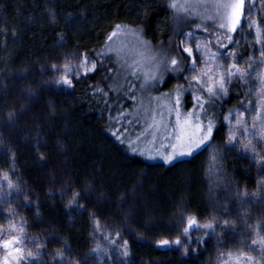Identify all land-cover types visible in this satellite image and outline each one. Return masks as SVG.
<instances>
[{"label": "trees", "instance_id": "16d2710c", "mask_svg": "<svg viewBox=\"0 0 264 264\" xmlns=\"http://www.w3.org/2000/svg\"><path fill=\"white\" fill-rule=\"evenodd\" d=\"M167 3L168 0H0V81L10 68L37 65L74 50L96 52L105 44L115 24L142 26L148 30L144 37L149 42L164 43L173 31L172 10L167 9ZM255 6L260 21L264 19V0H256ZM51 12L55 13V23L49 19ZM261 26L264 29V25ZM240 51L247 49L242 47ZM105 74L101 70L86 82L76 84L75 89L67 94L55 90L54 95L45 98V111H42L47 117L45 126L49 127L48 133L33 134L32 141L27 143L14 141L9 146L5 144L2 161L0 152V173L9 172L11 168L14 174H10V179L22 189L13 203V211L19 218V224L23 221L24 228L33 235V245L29 243L28 248L37 251L39 246H43L38 264H60L54 258L58 252L63 254V264H76L77 260L80 264H111L106 256L97 258L93 252L100 241L97 233L93 232L94 224L89 216L96 211L100 222L110 224V215L118 210L115 211L114 206L110 209L98 206L94 198L84 213L79 209L69 211L66 207L71 195L87 181L97 180L106 193L115 196L113 200L116 202L121 196H126L128 202V196L137 194L141 187L156 184L158 195L152 200L157 208L151 213L163 220L172 217L179 205H186L193 213L210 219L213 198L219 195L220 201L224 202L226 191L223 188L211 191L217 181V168H223L226 176L232 178L233 193L236 186L241 192L246 189L249 195L257 191L255 165H250L247 153L238 158L237 151H225L227 135L223 125L215 130V142L223 140V149L221 151L220 146L218 150L214 149L227 159L217 161L215 166L210 162L214 150L211 148L201 150L202 154L197 153L195 158L184 159L174 166L146 161L129 150L126 143H120L112 135L116 128L110 127V113L104 99L93 96L87 88V84L99 83L107 91L112 79L106 84L100 83L101 76ZM232 91L231 103L225 110L237 104V91L240 92L239 99L245 97L243 89ZM63 109L67 111L64 113ZM111 115L116 116L117 113L113 111ZM65 128L67 132L64 133ZM13 155L16 158L14 166L11 164ZM41 155L46 157L45 161H40ZM48 177H53L59 184L47 182ZM224 179L225 176H219L221 182ZM69 181L76 187L68 188ZM65 188L67 195L61 197L60 191ZM50 191L54 195H48ZM231 209L230 220L237 222L234 239L226 248H221L213 237L207 251L201 249L198 257H205L209 262L218 249L233 248L242 239L241 233L245 232L243 221L247 219L251 225L256 215L264 217V205L259 202L243 205L232 202ZM0 213H3L0 215L1 228L10 222L7 212L0 210ZM137 227L145 231L139 224ZM165 229L156 226L152 231L159 233ZM134 252L131 264H193L196 261L193 256L187 262L175 261L167 251L143 242H135Z\"/></svg>", "mask_w": 264, "mask_h": 264}, {"label": "snow or ice", "instance_id": "6c2138e0", "mask_svg": "<svg viewBox=\"0 0 264 264\" xmlns=\"http://www.w3.org/2000/svg\"><path fill=\"white\" fill-rule=\"evenodd\" d=\"M213 6L216 10L214 15L207 16L202 20L199 18L186 19L185 27H189L190 30L187 32L181 30L176 33L173 38L169 39L167 47L163 43L154 47L148 40L143 39L148 30L142 26L132 29L127 25L115 24L108 34L106 42L112 41L118 32L125 31L133 35L143 49L141 61L134 60L129 66L130 77H125L127 94L115 97L114 104L120 106L114 107L108 103L109 93L113 91L111 85L105 91L99 83L87 84V88L93 96L104 99L105 106L110 113V127L116 128L112 135L120 143H124L125 136L134 134L133 129L137 124H140L139 117L135 121L128 119V114L123 106L124 101H135L137 86L144 93H160L158 96L151 97L156 105L152 109L151 122L145 121L147 126L140 127V134L137 135L136 142L129 139V147L134 153L138 151L135 143L143 138L148 141L151 147L145 151H139V155L147 156L149 159L159 158L164 165L174 166L184 157L195 158L197 153L202 154L201 150L207 151L217 139L216 128L223 125L227 128L225 151H237L238 158L239 155L247 153L250 165H255L258 176L257 191L251 195L246 189L241 192L239 186H236V191L233 193L231 190L232 178L226 176L223 168H217V181L211 191L220 188L226 189V191L224 192V202L220 201L219 195L213 198L210 219L201 222L199 214H186L187 206L179 205L175 218L168 224L153 225V227H164L170 233H176L175 239L158 240L156 247L182 248L183 256L197 258L201 254V249L207 251L213 237L216 238V243L221 248H226L228 243L234 239V234H237V222L230 220L232 202H238L241 205L259 202L264 205V179L259 178L264 174V150H257L259 145L264 144V73L257 72L255 76L253 75L256 66L264 64V29L261 28V25H264V19L258 23L257 20L245 15L253 7L249 0H214ZM166 7L176 13L183 12L185 17L189 15L188 6L179 5L177 0H168ZM49 19L55 23L54 12L49 13ZM192 24H195L194 30L190 27ZM245 24L247 29L244 27ZM253 28H255V41L254 43L250 42L249 45L253 49L252 52L240 51L241 41L236 37ZM176 40L179 43H176ZM256 46L259 48L257 49ZM257 50L259 58L255 56ZM63 60V64L57 62L51 63L50 67L47 64L42 67L41 75H44L45 69H47L48 74L53 76L51 81H44L46 85H52L61 90H74L76 84L82 81L86 82L101 70L106 74L101 76L100 83L106 84L109 79L113 78L112 74L118 73L122 67L119 59L113 60L108 51L79 52L74 50L71 54L65 55ZM145 68L146 70H144ZM118 78L117 75L116 79ZM181 80L184 83H175L174 88L167 92L163 91L169 83ZM253 81H257L259 85L255 103L251 100L246 103L243 99H239L240 92L237 91L235 93L237 104L228 108L225 113L226 105L231 103L232 90L246 88L247 95H251ZM116 90L121 91L119 88ZM186 94H190V98ZM28 95H34L31 89L28 90ZM161 101H166V103L162 105ZM253 106L255 115L251 116V125H249L245 117L246 113L251 115ZM165 109L167 116H165ZM113 111L117 113L116 116L111 115ZM157 111L159 119H157ZM173 115L174 121L169 120L168 117ZM15 119H17L16 115L9 112L8 120L14 121ZM233 120H235V124L232 123ZM238 135L244 139L240 140ZM149 137H151L150 140ZM36 146L39 147L38 141ZM2 150L3 145L0 143V152ZM39 159L45 161L46 157L41 155ZM225 159H227L225 155H220L215 149L213 150V166L217 161ZM15 162L16 158L13 155L11 164L14 166ZM10 174H14L11 168L9 172L0 173V200H4L5 196L11 197L13 194L19 196L22 193L19 185L13 184ZM222 175L225 176L223 182L219 180V176ZM5 186L9 191L7 194H2V189ZM67 187H76V184L69 181ZM95 191L92 185H88L83 191L74 192L68 201L67 209H79L82 213L87 212L88 204L92 202L91 198ZM48 195H54V193L50 191ZM60 195L61 197L67 195V189H61ZM81 200L84 201L83 204L80 202ZM125 202L126 196H121L120 203ZM36 211L39 214V203H37ZM8 215L11 217V211ZM221 218H223L222 223ZM89 219L94 224L93 232L102 234L97 212L93 211ZM123 223L127 225V215L124 217ZM243 223L246 228L253 227L247 219ZM255 227L264 231V220H261ZM7 231L13 235L10 239L0 240V247L4 249V255L0 257V264H37L43 246H39L35 254L29 252L27 256L24 255L23 245L27 240L24 236L23 221L19 227L12 225ZM218 231L219 235H217ZM194 232L195 236H193ZM122 234V231L117 230L115 238H112L111 235H103L102 238L109 243L111 252L97 243L93 249L97 258L104 255L111 261V264H131L129 240L125 239L122 244L119 243ZM257 236L259 238H253L251 244L258 245V257L253 256L251 250L237 249L235 252L229 250L225 253L218 249L217 264H264V235L258 232ZM193 244L196 247H192ZM241 244L247 247L244 241H241ZM54 258L63 264L62 253L54 254ZM76 264H80V261L77 260Z\"/></svg>", "mask_w": 264, "mask_h": 264}, {"label": "rangeland", "instance_id": "374dc122", "mask_svg": "<svg viewBox=\"0 0 264 264\" xmlns=\"http://www.w3.org/2000/svg\"><path fill=\"white\" fill-rule=\"evenodd\" d=\"M214 0H177V3L179 5H187V11L189 15L185 17L184 13H176L172 11V23H173V31L171 34V38L174 37L176 33L183 30L184 32L189 31V27H185V20L190 18H199L204 19L207 16L214 15L215 14V7L213 6ZM249 2L253 5L251 9L245 13V15H248L251 17V19L257 20L259 23V19L256 14V0H249ZM129 28L135 29L137 27H132L127 25ZM191 29H195V24H192ZM245 29H247V25H244ZM262 28V26H261ZM201 34V33H198ZM203 35V34H201ZM235 35V34H234ZM241 41L240 49L242 47H245L249 53L252 52V48L249 46L250 42L254 43L255 41V28H253L250 31H245L243 34L238 35L236 37ZM143 39L147 40L145 37ZM169 39L164 42L163 44L165 47H167ZM151 43V42H150ZM176 43H179L178 40H176ZM153 44L154 47H158L159 44ZM257 49L259 46H256ZM97 51H108L109 54L113 57V60L119 59V63L122 66L121 70L118 73H113L114 76L112 78V81L110 82V85L113 88V91L110 93L111 97L109 98V104L113 105L114 107H118L120 105L114 104V99L117 96L120 95H126L127 94V83L125 81V77H130V70L129 66L133 63V61H141V53L143 52V49L138 44L135 37L131 34H128L125 31L118 32V35L112 39L110 42H106L105 44L98 49ZM71 53H67L64 55H61L58 58H50L46 59L44 61H41V63L37 65H29V66H18L14 68H10L6 71L4 74V77L0 81V143L4 146L7 144L13 143L14 141H19L22 143H27L32 141L33 134L34 135H40L38 133H48L49 127H46V115L43 114L42 111H45V98L51 95H54L57 90L60 92H63L67 94L70 92L71 89H57L52 85H46L44 81H51L53 79V76L51 74H48L47 69H45V74L41 75V69L42 67L47 64L51 65V63H57L63 64L64 56L69 55ZM256 58H259V51L257 50L255 52ZM247 59V57H245ZM75 62V61H73ZM241 64H243V61H241ZM264 66L263 64H259L256 66V71L253 73L255 76L257 72L264 73L263 70ZM146 70V68L144 69ZM118 75V79H116V76ZM175 83H184L183 80L181 81H174L172 83H169L166 85L163 89V91L167 92L175 87ZM253 88H252V94L247 95L246 88L243 89L245 93L244 101L247 103L248 100L253 101L255 103L257 99V92H258V82L253 81ZM52 87L55 89L52 90ZM121 89V91H117L116 89ZM31 89L34 93L33 96L28 95V90ZM56 90V92H55ZM160 93L152 92L144 93L139 90V87L137 86L136 89V99L135 101L132 100H126L124 101V109L126 114H128V119L135 121L137 117H139L140 124H137L136 128L133 129V133L130 136H125L124 143L127 144L129 147V139H131L133 142H136L137 135L140 134V127H146L145 121L148 123L151 122V115H152V109L156 106L155 102L152 101L151 97L158 96ZM190 98V94H186ZM166 103V101H161V104L163 105ZM23 109V111H22ZM61 111H67L66 109H63ZM165 111V116H167V111ZM227 111V110H225ZM13 112L17 119L14 121L8 120V113ZM65 113V112H64ZM255 115V107L253 106V112L251 115L246 113V119L248 120L249 125H251V116ZM157 119H159V112L157 111ZM169 120L174 121L175 117L174 115L172 117H168ZM49 122V121H48ZM127 123V121H125ZM233 124H235V120L232 121ZM49 125V124H47ZM223 130L226 132L227 135V128L226 126L223 127ZM64 133L67 132V129L65 128ZM238 138L240 140H243L244 138L242 136L238 135ZM149 140L151 137L148 138ZM255 143V141H253ZM224 145V141L221 140L219 142H214L213 145H211L209 148H211V151L215 148L218 150V148L222 147ZM220 146V147H219ZM135 147L138 149L136 154L139 155V151H145L147 148L151 147V145L148 143V141L141 138V140L137 143H135ZM208 148V149H209ZM207 149V150H208ZM129 150L132 151V148L129 147ZM258 151L264 150V144H261L257 148ZM133 152V151H132ZM155 155V153H153ZM5 156V152L2 150L1 152V161L2 157ZM140 157L146 161L149 162H156L163 165V162L161 159H149L147 156H141ZM188 157H184L182 160L187 159ZM210 162H213L210 160ZM213 164V163H212ZM3 173V172H1ZM261 179H264V175L260 177ZM46 179V177H45ZM47 182L51 183L52 185L59 184L53 177H48ZM92 185L95 188V192L92 196L94 200H96V203L98 206H101L106 209H110L111 206H114L115 211H117L116 214L110 215V224H104L100 222L102 234L97 233V240L100 241V245H102L103 248L107 249L109 252H111V247L107 241H105L102 236L103 235H111L112 238H115L116 231L120 230L122 231V235L119 238V243L122 244L125 239H128L130 242V249H131V255L129 259H132L135 257L134 252V244L136 243H147L156 245V242L161 239H175L176 233L174 232H168L167 229H165V232H153L152 228L153 225L157 224H168L170 220H173L175 218V213L172 217H170L168 220H163L161 217L152 215V211H156V202H154L152 199H156L158 195V186L156 184H150L145 187H141L140 191L137 194H133L128 196L130 200L126 202L125 204H128L127 206L123 203L121 204L120 201L118 202L114 201L113 199L115 196H111L109 193H106L105 188L102 184H100L97 180H91L87 181L78 189V191H83L86 186ZM8 189L5 186L2 189V194H7ZM109 194V195H108ZM91 198V199H92ZM17 195L13 194L11 197L5 196L4 200H0V210H3L9 214L11 211V218L9 217V224L5 227L0 228V240H7L10 239L11 235L7 230L10 226L15 225L19 227L21 224H19V221H17L19 218L17 217L16 213L13 211L15 209V206H13V203L15 200H17ZM71 197L69 198V200ZM68 200V201H69ZM107 201L106 203L104 201ZM82 204L84 203L83 200L80 201ZM43 203V201H42ZM68 204V203H67ZM177 209V208H176ZM78 209H72L69 211H75ZM16 211V210H15ZM186 214H195L191 210L187 209ZM116 215V216H115ZM128 216V223L125 225L123 223L124 217ZM139 216H142V220ZM47 219H49L47 217ZM206 218L201 217V222H204ZM264 220V217L255 216V218L251 221L253 227H247L245 229V232L250 234H243L238 243H235L233 248H229L228 250H225L224 252L227 253V251L232 250L235 252V250L240 249L241 251H249L251 250V254L253 256L258 257V245L253 246L251 244V241L253 238H259L257 236V233L259 232L261 235H264V231H261V229L256 228L255 226L261 221ZM141 226V228H144V232H142L137 225ZM140 230V231H139ZM17 234V233H14ZM196 233H193V236ZM24 236L26 237L27 242L23 245L24 255L27 256L29 252H32L33 254L36 253L35 248H28V244L33 245V235L28 233L27 230L24 228ZM36 238V237H35ZM241 241H244V244L247 245V247L242 246ZM192 247H196L195 244L192 245ZM167 253H169V256L173 258V260H178L180 262H187L191 256H183L182 255V248L177 249L176 247L172 248H160ZM60 253V252H58ZM4 255V249L0 247V257ZM217 256L218 252L213 254L212 260L209 262L205 260V257H195V263L193 264H217ZM226 258V257H225ZM188 259V260H187ZM182 260V261H181ZM208 262V263H206ZM38 264V263H37Z\"/></svg>", "mask_w": 264, "mask_h": 264}]
</instances>
